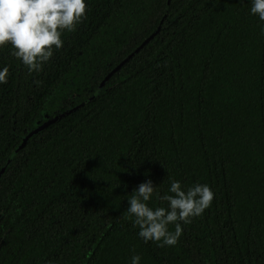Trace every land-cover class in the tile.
<instances>
[{
	"label": "trees",
	"instance_id": "trees-1",
	"mask_svg": "<svg viewBox=\"0 0 264 264\" xmlns=\"http://www.w3.org/2000/svg\"><path fill=\"white\" fill-rule=\"evenodd\" d=\"M249 7L86 0L39 72L0 48V264H264V22ZM170 179L213 200L175 246L144 243L127 195Z\"/></svg>",
	"mask_w": 264,
	"mask_h": 264
},
{
	"label": "clouds",
	"instance_id": "clouds-1",
	"mask_svg": "<svg viewBox=\"0 0 264 264\" xmlns=\"http://www.w3.org/2000/svg\"><path fill=\"white\" fill-rule=\"evenodd\" d=\"M248 2V14L264 22V0ZM85 15L86 0H0V48L9 47L10 55L28 72H39L53 51L62 47V35L73 31ZM8 74V66H0V84L7 82ZM213 197L206 183L184 188L180 181L170 179L167 191L161 194L146 180L127 195L126 218L144 243L172 247L182 234V226L200 216ZM152 200L166 202V206L150 207ZM140 261L138 253L129 258V264Z\"/></svg>",
	"mask_w": 264,
	"mask_h": 264
},
{
	"label": "water",
	"instance_id": "water-1",
	"mask_svg": "<svg viewBox=\"0 0 264 264\" xmlns=\"http://www.w3.org/2000/svg\"><path fill=\"white\" fill-rule=\"evenodd\" d=\"M150 40L147 39L142 45L141 47H139L134 53L139 52V50ZM133 53V54H134ZM133 54H131L125 61H127ZM124 61V62H125ZM120 68V66H118L115 70H113L108 77H106V79H108L116 70H118ZM63 117V114L58 115L53 117L52 119L47 120L45 123H43L40 127H38L37 129L33 130L30 134L29 137H32L33 135L37 134L38 131L43 130L44 128H47L48 126L52 125L53 123L57 122L59 119H61ZM26 144V141L24 142L23 146ZM1 175V174H0Z\"/></svg>",
	"mask_w": 264,
	"mask_h": 264
}]
</instances>
